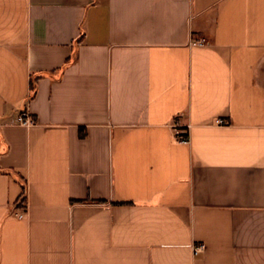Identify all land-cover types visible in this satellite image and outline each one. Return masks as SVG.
Here are the masks:
<instances>
[{
	"label": "crops",
	"instance_id": "0c3cea01",
	"mask_svg": "<svg viewBox=\"0 0 264 264\" xmlns=\"http://www.w3.org/2000/svg\"><path fill=\"white\" fill-rule=\"evenodd\" d=\"M0 264H264V0H0Z\"/></svg>",
	"mask_w": 264,
	"mask_h": 264
},
{
	"label": "built area",
	"instance_id": "2783aa9c",
	"mask_svg": "<svg viewBox=\"0 0 264 264\" xmlns=\"http://www.w3.org/2000/svg\"><path fill=\"white\" fill-rule=\"evenodd\" d=\"M204 42H206V39L205 38H200L199 40H197V42L196 43H204ZM18 120H19V122L21 123V124H24V125H30V124H32V120H31V118L29 117V114H27V112H22L20 115H19V117H18ZM221 122H222V120H221ZM178 133H179V137H180V139L182 140V141H185V142H187L188 140H189V136L187 135V134H183V132H181V131H178ZM202 246H199V247H197L196 249L198 250V249H200Z\"/></svg>",
	"mask_w": 264,
	"mask_h": 264
},
{
	"label": "trees",
	"instance_id": "16d2710c",
	"mask_svg": "<svg viewBox=\"0 0 264 264\" xmlns=\"http://www.w3.org/2000/svg\"><path fill=\"white\" fill-rule=\"evenodd\" d=\"M32 88H34L33 85H32Z\"/></svg>",
	"mask_w": 264,
	"mask_h": 264
}]
</instances>
